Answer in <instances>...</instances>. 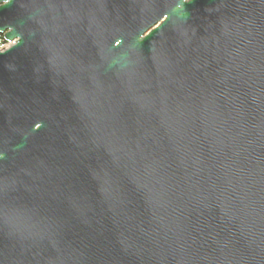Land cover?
Here are the masks:
<instances>
[{
	"label": "water",
	"instance_id": "1",
	"mask_svg": "<svg viewBox=\"0 0 264 264\" xmlns=\"http://www.w3.org/2000/svg\"><path fill=\"white\" fill-rule=\"evenodd\" d=\"M0 264H264V0H0Z\"/></svg>",
	"mask_w": 264,
	"mask_h": 264
},
{
	"label": "trees",
	"instance_id": "2",
	"mask_svg": "<svg viewBox=\"0 0 264 264\" xmlns=\"http://www.w3.org/2000/svg\"><path fill=\"white\" fill-rule=\"evenodd\" d=\"M7 46V42L4 39V36L0 34V50Z\"/></svg>",
	"mask_w": 264,
	"mask_h": 264
},
{
	"label": "flooded vegetation",
	"instance_id": "3",
	"mask_svg": "<svg viewBox=\"0 0 264 264\" xmlns=\"http://www.w3.org/2000/svg\"><path fill=\"white\" fill-rule=\"evenodd\" d=\"M7 46H8V44H7ZM7 46H6V47H7ZM6 47H5V48H6ZM5 48H3V49H5ZM3 49H1V50H3Z\"/></svg>",
	"mask_w": 264,
	"mask_h": 264
},
{
	"label": "rangeland",
	"instance_id": "4",
	"mask_svg": "<svg viewBox=\"0 0 264 264\" xmlns=\"http://www.w3.org/2000/svg\"><path fill=\"white\" fill-rule=\"evenodd\" d=\"M8 46H10V45H8ZM8 46H7V47H8Z\"/></svg>",
	"mask_w": 264,
	"mask_h": 264
}]
</instances>
